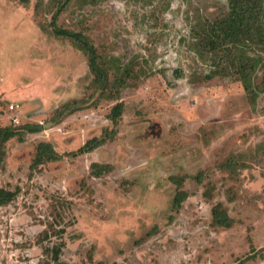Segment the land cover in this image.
Here are the masks:
<instances>
[{
	"label": "rangeland",
	"instance_id": "obj_1",
	"mask_svg": "<svg viewBox=\"0 0 264 264\" xmlns=\"http://www.w3.org/2000/svg\"><path fill=\"white\" fill-rule=\"evenodd\" d=\"M227 8L0 0V126L16 130L0 144V187L17 190L0 205V264H264V50L240 47L262 57L246 92L232 65L205 77L225 55L197 42ZM55 25L135 63L118 99L100 96L87 55ZM113 127L97 148L71 153ZM40 141L62 156L33 166ZM93 163L108 169L95 175ZM178 189L187 196L176 209ZM216 204L229 226L213 222Z\"/></svg>",
	"mask_w": 264,
	"mask_h": 264
},
{
	"label": "trees",
	"instance_id": "obj_2",
	"mask_svg": "<svg viewBox=\"0 0 264 264\" xmlns=\"http://www.w3.org/2000/svg\"><path fill=\"white\" fill-rule=\"evenodd\" d=\"M227 3L226 13L214 20H207L205 22L207 25L203 29L202 35L196 39L209 54L216 55L219 52H223L225 55L223 59L220 56L219 62L215 59L212 60L220 69L216 68L217 70L206 74L205 77L209 78L211 75L221 71L223 73L228 65H232L236 70V79L241 81L244 90L248 92L252 73L262 63V57H248L244 52L241 53L240 47L252 44L257 47V50H264V0H227ZM53 33L59 37L70 39L87 55L88 67L93 75V86L100 92V96L106 99H118L122 89L135 77L136 71L133 61L128 60L125 63L117 64L116 57H107L105 53L93 45L83 32L55 25ZM197 42H194V47ZM138 73H141V71ZM122 112L123 103L119 100L113 104L107 116L113 126L118 124ZM21 128L28 132H33L38 131L41 128V124H24ZM15 133L16 130L11 127L0 126V144ZM115 133L116 128L114 127L106 129L99 136L87 139L71 153L82 154L90 152L108 139L113 138ZM61 156L62 154L58 153L50 142L40 141L36 146L32 165L37 166L45 161L58 160ZM97 165L99 164H92L95 175H100L103 170L108 169V166ZM16 193L17 190L0 187V205L9 203L16 196ZM186 196L187 193L184 190H176L172 206L178 209ZM212 219L216 225L229 226L231 224V219L221 209L220 204H216L212 208ZM43 232L46 233L45 230ZM45 250L50 251L47 248ZM59 252L60 246L52 247L51 255L55 261L59 258Z\"/></svg>",
	"mask_w": 264,
	"mask_h": 264
},
{
	"label": "built area",
	"instance_id": "obj_3",
	"mask_svg": "<svg viewBox=\"0 0 264 264\" xmlns=\"http://www.w3.org/2000/svg\"><path fill=\"white\" fill-rule=\"evenodd\" d=\"M10 107H13L12 105Z\"/></svg>",
	"mask_w": 264,
	"mask_h": 264
}]
</instances>
